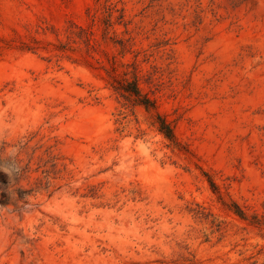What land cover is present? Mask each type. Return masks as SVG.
I'll return each mask as SVG.
<instances>
[{
    "label": "rangeland",
    "instance_id": "374dc122",
    "mask_svg": "<svg viewBox=\"0 0 264 264\" xmlns=\"http://www.w3.org/2000/svg\"><path fill=\"white\" fill-rule=\"evenodd\" d=\"M0 264H264V0H0Z\"/></svg>",
    "mask_w": 264,
    "mask_h": 264
},
{
    "label": "trees",
    "instance_id": "16d2710c",
    "mask_svg": "<svg viewBox=\"0 0 264 264\" xmlns=\"http://www.w3.org/2000/svg\"><path fill=\"white\" fill-rule=\"evenodd\" d=\"M131 39H128L127 42H130ZM137 76H135L133 81H129L125 79L119 86H114L115 91L119 94L123 99L133 103L137 106H143L146 110L154 109L155 103L143 95L137 82ZM159 131L165 135V137L169 140L174 139L173 129L165 122H161V126Z\"/></svg>",
    "mask_w": 264,
    "mask_h": 264
}]
</instances>
